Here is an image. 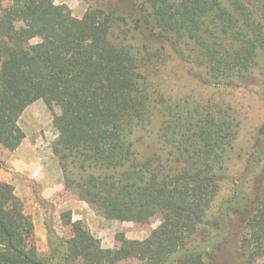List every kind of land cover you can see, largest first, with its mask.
<instances>
[{"label": "trees", "instance_id": "trees-1", "mask_svg": "<svg viewBox=\"0 0 264 264\" xmlns=\"http://www.w3.org/2000/svg\"><path fill=\"white\" fill-rule=\"evenodd\" d=\"M133 1L159 46L112 41V2L76 18L52 0H0V147L15 151L25 139L22 113L38 100L52 109L55 97L52 152L65 190L109 220L159 218L158 226L143 240L120 236L110 249L66 213L71 236L52 237L43 259L30 243L31 217L0 182V264H214L223 250L247 196L243 181L233 184L213 211L241 125L216 92L264 55V0ZM17 22L24 29L12 31ZM34 38L38 53L28 48ZM187 69L210 91L174 95V77ZM155 119L160 164L135 147L138 130ZM246 212L240 264H264V201Z\"/></svg>", "mask_w": 264, "mask_h": 264}, {"label": "rangeland", "instance_id": "rangeland-1", "mask_svg": "<svg viewBox=\"0 0 264 264\" xmlns=\"http://www.w3.org/2000/svg\"><path fill=\"white\" fill-rule=\"evenodd\" d=\"M52 1L56 5H65L76 18H81L89 10L106 7L112 2L115 19L110 35L112 41L159 46L143 21L144 14L133 0ZM4 5L12 8L9 2ZM23 29V24L19 22L11 28L18 32ZM42 47L38 38L28 43V48L33 53L40 52ZM184 76L180 77L177 73L174 77L178 80L173 85L174 95L191 92L192 95L202 96L207 90L210 91L205 83L195 77L194 71L189 72L187 69ZM216 94L234 109L241 125L238 138L221 172L224 181L214 200L213 211L218 203L228 197L231 186L235 184L238 187L241 181L244 182L243 194L245 193L247 200L239 213L231 216L224 248L215 258L214 264H240L237 250L239 240L245 232L246 211L249 206L252 209L264 201V137L261 134L264 125V55L260 56L258 65L249 75L240 78L232 86L220 87ZM60 113L61 106L55 97L52 100V109L43 100L36 101L25 109L19 119V126L25 133L21 145L13 152L0 147V182L10 185L12 195L22 203L24 213L31 217L34 231L30 243L38 255L43 259L50 256V245L54 241L52 237L71 236L70 228L62 224L63 215L66 213L71 214L72 223L81 222L99 239L103 248H118L120 236L129 240L145 239L158 226L159 218L152 219L147 225L112 221L80 201L72 192L65 190L57 158L52 152V145L57 137L52 123L53 114ZM158 125L155 119L146 130H138L135 147L140 159L160 160V164L165 158L156 138ZM217 219L218 217L213 219L214 224Z\"/></svg>", "mask_w": 264, "mask_h": 264}]
</instances>
